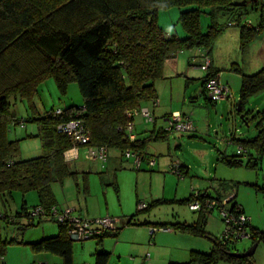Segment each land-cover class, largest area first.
Wrapping results in <instances>:
<instances>
[{
    "label": "trees",
    "instance_id": "obj_1",
    "mask_svg": "<svg viewBox=\"0 0 264 264\" xmlns=\"http://www.w3.org/2000/svg\"><path fill=\"white\" fill-rule=\"evenodd\" d=\"M247 1L253 3L256 11L260 9L257 28L252 27V23L241 20L242 15L246 14V11L243 14L241 10L246 8ZM171 8L181 10L178 23L185 32L184 36L168 34L158 24V12ZM203 13L212 17L205 32L200 24ZM218 17L227 19L224 23L217 24ZM229 27H238L241 30L243 48L246 41H250L264 28V2L0 0V203L5 207L13 199L14 193H20L24 197L34 192L38 199L34 206H28L24 202L14 214H9L6 210L1 212L0 222L6 226H19L23 230L50 220L59 229L57 236L35 242L0 239V258L3 259L7 246L24 244L36 255L48 254L60 258L62 264H73V241L68 238L66 228L53 219L32 217L30 213L37 206H57L52 197L53 183H61L65 178L74 175L63 156L73 147V143L69 137L58 133L57 127L74 118L79 119L89 133L90 141L85 147L103 146L117 151L121 156L125 150H131L144 158L145 140L129 141L126 137L125 127L132 122L133 117L127 118L125 112L138 109L156 99L155 83L162 79L163 66L168 59L194 48H202L205 53H209L216 37ZM232 70L240 73L235 67ZM216 73L219 71L209 72L203 79L202 96L209 103L213 102L206 96L205 85ZM49 78L54 79L62 93L66 92L69 83H76L82 106L59 108L57 110L61 111L60 114L51 109L42 117L29 118L27 122L35 123L37 127L35 137L40 139L43 154L20 160L19 140H9L8 134L11 125L23 126L26 121H19L11 114L10 99L21 98L31 106L39 84ZM262 89L264 68L252 76H243L239 91V115L246 99ZM241 119L244 120V116L241 115ZM170 134L165 130L158 131L154 140L166 141ZM231 141L237 148L241 147L242 151L237 153V150L230 156L219 153L217 161L229 167H237L243 164L242 157L248 156L249 167L258 169V161L264 156V128L260 127L258 135L252 141L242 142L235 138ZM184 170L180 167V174ZM220 183L223 187L234 185ZM196 194L195 196L192 193L188 199L176 202L189 205L195 200H223L212 198L207 192ZM163 202L164 200L152 201L138 212L149 211L155 204ZM229 203L231 207L226 205L227 210L244 214L236 204L235 196ZM213 210L193 212L206 217ZM134 216L130 217L127 224H131L136 217ZM201 224L175 223L171 227L165 225L159 228H170L178 233L210 239V253L191 252L186 264H255L252 256L230 255L240 253L231 248L238 241L225 240L223 235L220 238H210ZM141 225L154 228L149 223ZM245 226L250 233L252 245L264 244V231L253 228L250 221ZM118 230L116 228L115 231L96 238L116 235ZM101 241L98 240L97 245ZM2 259L1 263H4ZM94 259V264H108L109 253L99 249L94 253Z\"/></svg>",
    "mask_w": 264,
    "mask_h": 264
},
{
    "label": "rangeland",
    "instance_id": "obj_2",
    "mask_svg": "<svg viewBox=\"0 0 264 264\" xmlns=\"http://www.w3.org/2000/svg\"><path fill=\"white\" fill-rule=\"evenodd\" d=\"M255 9L253 3L247 1L246 8L241 10L243 14L246 11L241 20L250 22L252 27L257 28L260 22V9L257 11ZM180 12L178 8L159 11L157 16L159 26L168 34L177 33L184 36L185 32L178 23ZM226 19L227 17L224 19L218 17L216 23L222 24ZM211 22L210 15L206 13L201 15L200 24L203 32ZM233 29L237 30V34L228 32L234 35L225 33L213 41L214 50L217 49L218 67L221 70L220 79L229 88L231 102L209 103L204 97H200L198 99L200 107L193 108L191 115L195 123L200 122V132L171 133L170 152L153 151L160 146L166 147V144L158 146L159 144L152 143L150 147L154 159L159 163L169 160L170 156L179 160L181 164L184 163L188 167L187 177L181 180L176 175H171L167 170L168 167L159 169L158 164L152 172L145 165L143 166L147 169L136 171L124 160L115 158L114 155H117L115 150H109L108 159L102 166L99 162L89 161L86 158V148L79 147L77 159L70 162L64 160L74 175L65 178L61 183H53L51 187L54 203L59 209L61 207L74 209V215L81 214L85 220L109 218L116 221L118 228L122 226L121 222L126 220V216L138 212V205H135L137 199L147 205L165 197L167 202L157 203L148 212L138 215L140 220L147 218L151 221L148 222L150 226L171 227L168 222H174V219L191 222L197 216L189 210L188 205L176 202L178 199L174 198L176 191L180 198L188 197L190 193H195L191 190L193 185L202 183L207 186L208 182L212 181L213 175L208 179L206 173L214 174L217 171L220 178L233 182L236 201L245 208L253 224L264 231V156L258 161V169L249 167L248 156H243L241 159L243 164L237 167L216 162V151H226L230 155L238 149L230 142L232 137L242 142L252 141L258 135L260 127L264 128V89L249 96L242 104L241 115L244 116V120L237 113L243 76H252L264 68V28L250 41H246L243 48L240 39L241 30L238 27ZM233 67L240 70V73L232 70ZM159 94L162 99L168 100L165 91L160 90ZM186 105L190 106L189 101ZM71 106H82V98L76 83H69L66 92L62 93L53 78L39 84L31 106L21 98L10 99L11 114L19 121H26L23 126L11 125L8 134L9 140H19L20 160L36 158L43 154L40 139L35 137L37 127L35 123H28V119L42 117L51 109H65ZM175 145L180 147L175 149ZM163 177L166 179L164 180ZM167 196H170L169 199L166 198ZM12 198L5 207L0 203V213L6 210L9 214H14L24 202L28 206L38 202L34 192L24 197L20 193H14ZM217 212L218 210H215L213 214H208L210 221L205 230L210 238H220L224 230ZM131 229L133 230L122 229L118 238H105L104 245L111 251L110 264H186L189 262L191 252L208 254L212 249V242L205 236L178 233L172 229V234L167 231L158 232L150 239V230L154 228H147L144 225L133 226ZM58 233V225L50 220H44L39 226L23 230H20L19 226H6L0 222L2 241L13 239L16 242L21 240L35 242L43 238L55 237ZM252 244V241L242 239L231 248L242 253L250 249ZM95 247V239L73 242V264H94ZM41 257L32 253L24 244H12L7 246L3 259L0 260H4V264H40L44 263ZM252 259L255 264H264L263 243L257 244ZM0 264L3 263L0 261Z\"/></svg>",
    "mask_w": 264,
    "mask_h": 264
},
{
    "label": "crops",
    "instance_id": "obj_3",
    "mask_svg": "<svg viewBox=\"0 0 264 264\" xmlns=\"http://www.w3.org/2000/svg\"><path fill=\"white\" fill-rule=\"evenodd\" d=\"M233 28L234 27H229V29H225L220 35H223L225 33H227L228 35H231V36L234 35V34L228 33V32H234L235 34H237L236 33L237 30H234ZM213 46H214V43H213ZM213 46H212L211 51L209 53H207V52L205 53L202 48H200V49L194 48L190 51H184V52L178 53L175 57L168 59L164 63L163 77L161 80H159L158 82L155 83V88H156V92H157V97L155 100L157 101L158 105H156L154 107L150 101L147 104H145L144 106H142V107H146L150 110L151 114L153 115V123H147L144 120V118L141 117L140 115L134 116L133 120H132V124L134 125V132L133 133L135 135V139L136 140H145V142H146L145 155H144L145 157H144L139 169H135L132 165V162L130 160L123 159V157L117 151L115 152L117 155H114L115 158L119 157L120 161L124 160L125 163L127 162L128 165L131 168L135 169L136 171H142L143 169H147V167H144L143 165L148 166L150 168L151 172H152V169H154V167L157 164H158L159 169H165L166 167H168V169H167L168 172L174 176L176 174H174L170 171V167L174 164H178L179 169L181 167V170L182 169H185V170H184V173L181 172V177L177 176V175L176 176L181 180H183L187 177L188 167L184 163L181 164V162L179 160H177L176 158H174L172 156H170L169 160L166 159V161H163V163H161V162L159 163V162H157V160L154 159V156L151 152L152 150L150 147H151L152 143H157V144H159L158 146H160V144H166L167 145L166 147L160 146V147H157L158 149H155L153 151H155L156 153L160 152L161 150H164L165 152L166 151L170 152L169 138H170L171 134L169 135L168 140L162 141V142L155 141L154 137L158 133V131L165 130V128L167 126V119L169 118V116L172 113H175V112H180L184 115H187L193 123V127H194L193 132H198V131L200 132V130H199L200 129V125H199L200 122L195 123V121L192 120V116H191L193 114L192 109L196 108L197 106L200 107V104H198L199 103L198 99L200 97H203L202 96L203 79L207 76V74L209 72H217V71H219V73H221V70H219V67H218L219 63L217 60V51H216L217 49L214 50ZM207 54H208V56H207ZM206 59H208L210 61L209 69L206 68V65H205ZM224 85L227 86L226 83ZM160 90H163L166 92V95L168 96V100H164L160 97V94H159ZM187 101H189L190 106L186 105ZM224 101L231 102V98H228L227 100H224ZM193 104H196V106ZM192 105L195 107H193ZM149 125H151V127H149ZM193 132H191V133H193ZM177 134H182V133H177ZM232 138H234V137H232ZM231 139H230V141H231ZM231 143H232V141H231ZM179 147L180 146L175 145L174 148L178 149ZM216 152H217L216 153V162H217L219 153L223 154L224 156H230V155L235 154L237 152V149L234 153H232L230 155L226 151H224V152L216 151ZM108 154H109V150H108ZM149 159H154V161H155L154 166L150 167L148 165ZM95 162H98V161H95ZM216 164H218V163H216ZM101 165L103 166V164H101ZM217 169L218 168L216 167V170ZM211 175H213V178H211ZM206 177L208 179H210V178L212 179V181L208 182L207 186L200 183L197 186L193 185L191 190H194L195 193L207 192L212 198L224 199V198H228V197L233 198L235 196L236 204L241 208V210L243 211L245 216L250 217V215H248L246 213L245 208L239 202L236 201V193L233 190V188L231 186L223 187V186H221V183H220V182H224V183L227 182V183L233 184L232 181L229 182V181L225 180V178H220L221 176H219L217 174V171L214 174H210V172L206 173ZM163 178H164V180L166 179V177H163ZM211 191L213 194L211 193ZM164 193L165 192L163 189V192H162L163 197L165 196ZM191 194L192 193H190L188 195V197L180 198L179 196H177V191H176V194H174V198H178L176 201H183L185 199H188L191 196ZM169 197L170 196H167L166 198L169 199ZM164 198H162V199L165 201ZM141 203H143L145 205V203L143 201H140L139 199H137L135 202V205L139 206V204H141ZM36 204H34V205H36ZM181 205H185V204H181ZM227 207L230 208L231 204L228 203ZM214 211L215 210H213L209 215L213 214ZM78 212H79V209H78ZM144 212L146 213V210L143 212L135 211L133 214H130L128 217L126 216L125 217L126 220L121 222L122 226L118 227L119 230H118V233L116 235H105L101 239L91 238L90 240H93V239L96 240L95 252L99 249L103 250V251L109 253V259H110L111 251H109L104 245L105 238H108V237L118 238L119 233L124 228H126L127 230H133V229H131V228H133V226H135V227L144 226L141 224L151 222V221H148L147 218H143V220H140V218H139L140 216L138 214H141ZM193 213H196V212H193ZM218 213L219 212H217V214ZM196 214H197L196 218H193V220L191 222L180 221V220L174 219L175 220L174 222H168V223H170V224H175V223L201 224V222L203 220L201 225L205 228L206 225L209 224L210 217H208V215L206 217H203L199 213H196ZM78 215L81 218H83L81 216V214H78ZM133 215H135L136 217L134 216L135 218L131 222V224H127V222L130 220V217ZM249 221H250V224L253 228L258 229L257 226L253 224V220L251 217L249 218ZM153 227L156 228V230L155 231L150 230V235H151L150 239H151V237L153 238L155 236V234L158 232H166L167 231L171 234L173 233L171 231L172 229H170V228H167L166 230L165 229L162 230V228H159V226H157V227L153 226ZM147 228H150V227L147 226ZM52 235H55V234H52ZM175 236H177V235H175ZM214 238H217V237H214ZM98 240H102L99 245H97ZM37 255L42 256L41 260L44 262H47L48 264H62L61 259L56 257V256H52V255H48V254L47 255L46 254H37ZM143 260H144V258H143ZM146 260H148V259L146 258ZM4 263H5V261H4ZM108 264H110V260H108Z\"/></svg>",
    "mask_w": 264,
    "mask_h": 264
},
{
    "label": "built area",
    "instance_id": "obj_4",
    "mask_svg": "<svg viewBox=\"0 0 264 264\" xmlns=\"http://www.w3.org/2000/svg\"><path fill=\"white\" fill-rule=\"evenodd\" d=\"M249 26V25H247ZM206 68H209L210 61L206 59ZM221 73H216L211 77L206 85L205 91L207 98L213 102H221L229 98V89L226 85L221 82ZM152 105L155 107L158 105L157 101L154 99L151 101ZM56 114H60V110L55 111ZM127 118H132L134 116L140 115L144 118L147 123H153V115L150 110L146 107H140L131 111L125 112ZM166 132L170 133H191L194 131L193 123L187 115L180 112L172 113L167 119V126L165 128ZM57 132L64 134L69 137L73 143V147L64 153V160L70 162L77 159L78 148L83 147L90 141L89 133L84 128L83 123L74 118L73 120L62 124L57 127ZM126 137L129 141L135 140L134 135V125L132 122L128 123L125 127ZM231 142V141H230ZM86 148V158L95 162L98 161L104 164L108 159V149L106 147H90L84 146ZM237 153L242 151L239 147ZM122 156L126 160H130L135 169H139L143 156L131 151L125 150ZM154 159L148 160V165L150 167L154 166ZM170 171L177 176H181L179 171V165L174 164L170 167ZM197 194L195 193V196ZM231 197L225 198L221 201L217 200H206L205 202L193 201L188 205L191 211H209L217 209L224 225V230L221 235H223L225 240L240 241L242 239L250 240V233L248 232L245 224L249 222V218L244 214H236L227 210L226 205H228ZM146 206L141 203L138 206L139 210L144 209ZM74 209L63 207L58 208L57 206H52L49 208H44L42 206H37L31 210L32 217H40L45 219H53L58 224L63 225L66 228V234L68 238L73 242H83L100 236L101 234L107 232H113L117 228L116 221L109 218L96 219V220H85L80 216L74 215ZM164 230V229H162ZM166 230V229H165ZM154 231V229H151ZM47 264V263H40Z\"/></svg>",
    "mask_w": 264,
    "mask_h": 264
},
{
    "label": "water",
    "instance_id": "obj_5",
    "mask_svg": "<svg viewBox=\"0 0 264 264\" xmlns=\"http://www.w3.org/2000/svg\"><path fill=\"white\" fill-rule=\"evenodd\" d=\"M240 112V108H237V113ZM257 245H253L250 249H248L247 251L243 252V253H230V255L235 256V257H248V256H252L255 248Z\"/></svg>",
    "mask_w": 264,
    "mask_h": 264
}]
</instances>
